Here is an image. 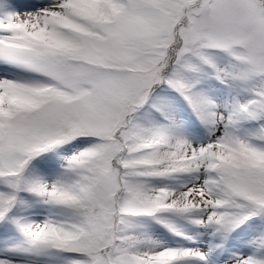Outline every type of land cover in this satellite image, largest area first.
Masks as SVG:
<instances>
[{
  "label": "snow or ice",
  "instance_id": "obj_1",
  "mask_svg": "<svg viewBox=\"0 0 264 264\" xmlns=\"http://www.w3.org/2000/svg\"><path fill=\"white\" fill-rule=\"evenodd\" d=\"M0 264H264V0H0Z\"/></svg>",
  "mask_w": 264,
  "mask_h": 264
}]
</instances>
